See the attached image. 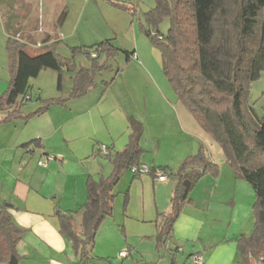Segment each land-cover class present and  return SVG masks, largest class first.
I'll return each mask as SVG.
<instances>
[{
    "label": "crops",
    "instance_id": "crops-1",
    "mask_svg": "<svg viewBox=\"0 0 264 264\" xmlns=\"http://www.w3.org/2000/svg\"><path fill=\"white\" fill-rule=\"evenodd\" d=\"M14 3L15 0H0V10L7 9L9 13ZM122 3L135 6L130 0ZM88 6V3L81 6L70 31L63 25L71 8L64 6L62 10L67 11V16L59 34L53 29L47 30L43 16L42 29L37 31L38 40L30 32H19V24L11 27L13 15L8 27L0 25V95L9 83L5 51L8 37H15L27 48L29 44H39V49L49 43L48 40L59 41L58 54L63 47L67 51L69 47H90L103 41H110L120 52L126 49L118 42L119 32L112 20L100 22L98 26L91 23L93 16L87 11L91 10ZM146 7L148 11L153 3H148ZM116 12L112 14L129 16L118 10ZM143 12L139 10L138 3L137 18ZM83 21L86 22L82 27L84 29L79 31ZM130 28L134 41L142 40L144 35L136 33L133 21ZM143 43L140 52L137 44L124 51L132 53L130 61L149 57L156 62L159 72L160 53L149 41ZM81 60L78 59L77 63ZM129 63H125V69ZM83 66L88 67L87 62ZM117 70L107 71L113 72L110 78L113 82L106 90L103 83L107 82H102L101 88L95 82V87L83 97L68 100L62 106H52L41 116L28 121L19 119L0 123V207H6L13 224L25 231L16 246L17 264H79L70 243L59 233L58 215L75 218L76 214H81L86 203V178L92 176L97 180L99 176L110 175L112 168L109 162L95 156V153L101 145L113 153L125 148L130 133L129 117L143 127L139 140L143 150L140 164L153 169L165 168L167 178L158 182L149 175L135 177L127 169L130 173L126 184L128 188L120 204L115 196L113 214L98 230L90 255L91 264H177L179 258L180 264H190V256L194 254H201L205 264H235L238 261L237 240L240 236H249L253 230L252 206L255 197L252 188L234 174L220 146L178 102L170 86L167 88L164 76L160 77L159 83L163 84L166 95L151 99L140 97L135 92L140 90L139 85L134 86V90L128 88L123 78L125 70L120 69L116 74ZM40 73L34 80L39 79ZM29 85L30 101L27 104L32 102L36 90L30 82ZM65 85L66 95L52 98L66 99L72 86V75L65 74L62 88L58 91L56 75V90L62 92ZM52 98L42 99L41 102ZM40 105L26 112L25 103L22 115L35 111ZM0 113L5 114L0 117L2 121L8 113ZM169 123L172 126L168 127ZM35 139H39L42 148H23L24 144ZM200 148L205 163L218 167V176L211 178L206 175L198 180L189 193L190 204L183 206L173 224L170 239L157 248V227L162 218L171 212V198L178 183L174 174L184 159L196 155ZM42 158L50 159L45 167L38 165ZM55 185L62 190L54 189ZM206 191L211 192L213 198H206ZM125 192H128V204L123 210ZM222 193H228L230 198L214 200ZM223 206L229 208L225 210ZM223 210L227 216L225 224L217 217V213L221 215ZM122 251L128 253L125 258L119 257Z\"/></svg>",
    "mask_w": 264,
    "mask_h": 264
},
{
    "label": "trees",
    "instance_id": "trees-1",
    "mask_svg": "<svg viewBox=\"0 0 264 264\" xmlns=\"http://www.w3.org/2000/svg\"><path fill=\"white\" fill-rule=\"evenodd\" d=\"M102 1L137 21L139 32L160 53L162 74L178 102L220 146L234 174L252 188L253 230L249 236H240L237 240L235 264H264V108L257 115L249 104L251 85L264 74V0H152L153 7L140 13V18H137L139 0H135V6ZM66 16L64 9L57 19L59 28ZM166 21L168 29L162 34L159 26ZM151 32L156 35L152 36ZM48 41L31 56L24 43L15 37L7 38L9 83L0 95V111L8 114L0 123L28 121L52 106L83 97L95 87L97 75L112 70L109 62L120 53L110 41H103L90 47H69L68 57H63L57 52L61 42ZM123 53L127 64L132 53ZM78 59L85 60L88 67L78 64ZM43 70L56 73L58 91L64 75H72L71 90L66 99L43 100L38 109L22 115L28 101L21 103L19 98L29 95L30 80L36 79ZM112 82L113 78L103 83L104 90ZM127 124L130 133L125 148L113 153L107 147L108 155L102 157L112 168L110 175L99 176L97 180L92 176L86 178V203L79 228L75 227L72 216L58 215L59 233L70 243L79 264H91L94 240L103 222L113 214V189L122 173L140 165L143 150L139 140L143 127L131 117ZM29 147L42 148L39 139L23 145V148ZM95 156H100L98 151ZM157 170L165 172L166 169ZM206 175L216 178L218 167L205 163L201 148L180 164L174 174L178 183L171 198V212L157 227V248L170 239L183 206L190 204V191ZM149 176H155V169L151 168ZM185 181L189 183L188 188L183 186ZM127 204L128 192H125L123 210ZM24 234V230L13 224L7 208L0 207V264H9L10 257L18 260L16 246Z\"/></svg>",
    "mask_w": 264,
    "mask_h": 264
},
{
    "label": "rangeland",
    "instance_id": "rangeland-1",
    "mask_svg": "<svg viewBox=\"0 0 264 264\" xmlns=\"http://www.w3.org/2000/svg\"><path fill=\"white\" fill-rule=\"evenodd\" d=\"M113 1L122 3L128 0H113ZM87 3L89 5L88 7L91 8V10L87 9V11L89 12L90 16H93V20L91 21V23L94 22L98 26L100 22L103 23V21L108 22L112 20L114 22V25L116 26V29L119 32L118 42L122 44L121 46L124 45V48H126L124 50L128 51L130 47L136 44L139 52L143 50V45H144L143 42L145 40L147 41L149 40L147 37L142 36L141 38L142 40L135 39L134 41V38L131 35L132 32L130 26L132 20L130 16H128L127 18V16L125 15L121 16L123 14H119V16L117 14H112L113 12H116V10L108 6L102 0H15L14 7L12 10H9V13L7 9L0 10V14H1L0 25L2 24L8 27L11 21L10 16L13 15V21H11L10 23L11 27H14L17 24H19L20 26L19 32H25V33L30 32L35 37H37L38 36L37 31H40V29H42L41 23L43 22L42 17L44 16V23L45 26H47L46 27L47 30L50 29L51 31L53 29L55 33L56 32L58 33L59 27L57 26V22H56L57 17L63 11L62 9L64 8V6L68 5V7L71 8V13L67 18V21L64 23L63 28L65 27L70 31L75 25L77 16L81 11V6H83V4L86 5ZM130 3L135 5L136 1L130 0ZM137 3H139V10L145 12L147 8L146 7L147 4L152 3V0H139ZM107 11H111V12H107ZM133 22H134V29L138 34L139 27L137 21H133ZM84 23L86 22L83 21L80 24L79 31H83L84 28L82 27L84 26ZM126 29H128V32L126 31ZM167 29H168L167 21L159 26V32H161L162 34H165L167 32ZM115 42L117 43V41ZM39 48H40L39 44H35V45L29 44L27 48V53L31 56H34L37 53V49ZM120 50H123V47H120ZM123 51H121L120 54L114 60L110 61L109 64L111 65L113 70H117V69L125 70V73H123V78H125L124 81H126L128 88L132 89L134 86L139 85L140 90L137 89V91L135 92L140 97L142 96L145 98L155 99L156 97L165 96L166 91L163 90V84L159 83L161 81L160 77H163V74L160 72L161 69L158 72V67H157L158 65L156 64V62L150 60L149 57L146 56L143 59L139 57V59L137 60L130 61L128 68L125 69V54L123 53ZM59 54L68 57V52L64 49V47L60 48ZM80 63L86 65V62L84 60H81ZM1 64H2V59L0 58V65ZM151 64L153 66L151 69H149L148 66ZM112 75L113 72H104L96 76L95 82L101 88V83L108 82L112 77ZM30 83L35 86L36 90L34 92L32 102L28 103L26 106V112L31 110L34 106L40 105L42 99L52 98V97H64L67 93L66 85L62 92H58L56 90V74L51 70L41 71L39 79L38 80L32 79L30 80ZM168 87L169 85L167 86V88ZM169 89L171 88L169 87ZM263 95H264V74H262L260 79L257 82H254L250 88L249 104L253 106L257 115H261V111L264 108ZM1 116H5V114L0 113V117ZM167 125L168 127L172 126L170 123ZM104 172H105L104 174H106L107 171L105 170ZM129 178H130V173L127 170L124 171L121 175L119 183L113 189V194L116 196V200L118 204L121 203L123 193L128 188L126 184L129 181ZM53 188L59 190V192L62 190L60 186L57 187L56 185L53 186ZM212 196L213 194L211 192L207 193L206 191L205 193L206 198L207 197L213 198ZM226 198H230V195H228V193L226 194L222 193L220 196H215L214 200L224 201V199ZM188 199L190 200L189 195H188ZM204 204L205 201L203 202V205ZM223 207H224L223 209L229 208L228 206H223ZM225 210H223L221 215L217 213L218 214L217 217H219V219L222 220V224H225L227 220ZM74 224L76 228H79L80 214H76L74 218ZM179 260H177V264H180Z\"/></svg>",
    "mask_w": 264,
    "mask_h": 264
},
{
    "label": "built area",
    "instance_id": "built-area-1",
    "mask_svg": "<svg viewBox=\"0 0 264 264\" xmlns=\"http://www.w3.org/2000/svg\"><path fill=\"white\" fill-rule=\"evenodd\" d=\"M150 34L152 36L156 35L155 32H151ZM158 39H161V37L158 36ZM92 56H94V54H92ZM26 101H30V96L28 94H25L24 96H21L19 98V102H21V103L26 102ZM98 153L101 157L108 155L107 147L103 146V145L99 146ZM48 160H50V159L49 158H42L40 161H38V165L41 167H45L46 161H48ZM128 170L133 176L141 177V176L149 175L151 168L140 164L139 166L131 167ZM154 178L156 181L162 182V181L166 180L167 173L155 169ZM127 255H128L127 251H122L119 253L120 258H125ZM190 264H205V261H204V258L201 254H194V255L190 256Z\"/></svg>",
    "mask_w": 264,
    "mask_h": 264
},
{
    "label": "water",
    "instance_id": "water-1",
    "mask_svg": "<svg viewBox=\"0 0 264 264\" xmlns=\"http://www.w3.org/2000/svg\"><path fill=\"white\" fill-rule=\"evenodd\" d=\"M183 186H184L185 188H188V187H189V183H188L187 181H185V182L183 183ZM9 264H17L16 259H15L14 257H10Z\"/></svg>",
    "mask_w": 264,
    "mask_h": 264
}]
</instances>
